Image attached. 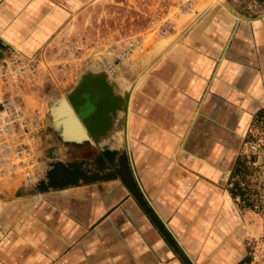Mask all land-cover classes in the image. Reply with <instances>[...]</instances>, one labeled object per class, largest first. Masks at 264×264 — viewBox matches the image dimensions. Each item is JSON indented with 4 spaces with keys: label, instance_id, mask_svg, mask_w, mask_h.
<instances>
[{
    "label": "rangeland",
    "instance_id": "obj_1",
    "mask_svg": "<svg viewBox=\"0 0 264 264\" xmlns=\"http://www.w3.org/2000/svg\"><path fill=\"white\" fill-rule=\"evenodd\" d=\"M207 1L212 11H198ZM204 15L219 19L211 27L215 52L222 51V38L226 36L227 41L232 34V39L240 36L242 48L256 54H207L212 46L208 28L195 25ZM65 18L32 54L9 53L0 58V99L11 98L22 105L23 123L15 128L23 136L22 145L44 147L54 142L58 148L60 138L51 128L54 106L69 97L79 104L77 89L82 80L90 78L98 81V100L106 105L107 100H115L106 110L117 119L109 123L111 115L106 116L96 126L99 136L84 139L91 144L85 157L106 146L139 150L145 144L143 134H132L125 124L129 92L128 121L137 96L140 116V101L155 96L143 89L146 75L175 49L183 35H199L185 49L191 61L181 62L177 56L171 66L175 71L181 67L203 70V90L192 100L195 105L189 116H180V106L169 107L175 117L176 147L164 149L169 164H176L181 183L176 205L186 248L183 253L191 264H264V209H240L227 190L233 161L240 154H253L257 156L254 165H261L258 192L264 202V127L251 128L256 112L264 108V0H85L76 3ZM223 21L225 26L220 25ZM221 56L227 63L224 72L232 70L234 76L215 78L214 92L204 94ZM201 99L206 108L196 110ZM60 111L64 113L65 108ZM196 112L197 119L191 120ZM249 131L258 135L257 142L245 141ZM7 141L14 146L18 139ZM90 160L85 162L93 167ZM167 204L174 210L173 203Z\"/></svg>",
    "mask_w": 264,
    "mask_h": 264
},
{
    "label": "crops",
    "instance_id": "obj_2",
    "mask_svg": "<svg viewBox=\"0 0 264 264\" xmlns=\"http://www.w3.org/2000/svg\"><path fill=\"white\" fill-rule=\"evenodd\" d=\"M82 2L85 0H0V58L9 53L35 52L64 23L67 12ZM211 5L207 1L198 11L211 12ZM217 20L204 15L195 24L208 28L212 46L207 54L254 52L242 48L240 36L232 39V34L227 41L226 36H220L224 47L221 53L215 52L211 27L216 26ZM220 25L225 26V21ZM254 27L257 32V26ZM239 28L240 33L242 27ZM200 37L183 35L175 49L146 75L143 89L155 96L140 101L141 116L136 113V101L140 99L137 96L128 121L132 134L137 131L143 134L142 148L132 151L127 148L126 152L108 146L109 150L126 156L130 176L126 182L116 175L40 192L36 186L45 179L54 162L89 161L84 152L71 147V143L55 148L53 142L44 147H30V161L24 163L13 162L14 154L0 148V264H183L186 248L176 205L181 183L176 164H169L164 149L176 147L177 135L172 126L175 117L169 107L180 106L183 109L180 116H189L192 100L203 90L205 74L198 67L194 71L181 67L178 72L171 64L177 56L186 63L190 54H185V49ZM226 64L221 56L204 94L214 92L215 78L222 80L220 76L224 74L234 76L232 70L224 72ZM202 99L196 110L206 108ZM198 114L193 113L191 120L195 121ZM19 135L15 133V140H22ZM167 203H173L174 210H169Z\"/></svg>",
    "mask_w": 264,
    "mask_h": 264
},
{
    "label": "trees",
    "instance_id": "obj_3",
    "mask_svg": "<svg viewBox=\"0 0 264 264\" xmlns=\"http://www.w3.org/2000/svg\"><path fill=\"white\" fill-rule=\"evenodd\" d=\"M251 128L264 127V108L256 112V116L251 123ZM258 135H254L251 131L247 133L245 141L257 142ZM264 141V140H262ZM264 148V142L261 144ZM256 155L240 154L233 161L227 181V190L231 199L242 210L261 211L264 209V202L261 201L258 187L261 186L258 171L261 165H254ZM93 167L87 166L85 161L61 162L56 161L47 171L45 179L40 181L36 188L40 192L50 189H63L70 186H76L81 183H92L99 180L110 179L119 175L126 182L129 166L124 154L118 155L115 150L106 149L92 162ZM239 262L238 264H241ZM183 264H191L183 255Z\"/></svg>",
    "mask_w": 264,
    "mask_h": 264
},
{
    "label": "flooded vegetation",
    "instance_id": "obj_4",
    "mask_svg": "<svg viewBox=\"0 0 264 264\" xmlns=\"http://www.w3.org/2000/svg\"><path fill=\"white\" fill-rule=\"evenodd\" d=\"M105 91L108 92L106 89ZM85 95H86L85 93L82 95L84 97H81V101L79 102V104L72 103L70 100L66 98L70 102V104L73 106V108L75 109V112L77 113V115L79 116L82 122H83V118L86 117L88 118V122L92 124L93 127L95 126L98 127V125L100 126V124L103 122V119H106V116L109 117L111 115L108 118L109 123H111L112 119H115V120L117 119V117L115 118L114 116H112V114H110L109 111L106 110L111 106V104L115 102V100L112 101V100L106 99L107 100L106 102L108 104L106 105V103L103 104L102 100L97 99L93 101L92 99L88 98ZM62 99L63 98H61L57 102L52 112V127L51 128L55 130V133L52 132V134L54 135L56 134L55 136H59L60 144L66 146L69 143H71L72 144L71 147L77 150H81V152H87V150L90 149L89 145L91 144H85L86 141H84V138L81 135H75V134H72L66 131L65 128L62 127L63 126L62 123L59 120H56L54 118V114L58 112L59 110L63 109V106L61 103ZM118 105L120 104L118 103ZM114 124H117V123H114ZM99 134L100 133L97 131L95 134V137L99 136ZM106 149H109L108 146H106L105 148H100L98 151H96L95 154L93 153L92 155H88L89 156L88 159H91L90 161H93L97 157L98 154H100L102 151Z\"/></svg>",
    "mask_w": 264,
    "mask_h": 264
},
{
    "label": "built area",
    "instance_id": "obj_5",
    "mask_svg": "<svg viewBox=\"0 0 264 264\" xmlns=\"http://www.w3.org/2000/svg\"><path fill=\"white\" fill-rule=\"evenodd\" d=\"M0 115V148L5 149L6 153L14 154L12 155V161L15 160L13 162H29L31 149L23 146L22 142L16 141L13 135L16 133V126L23 123L22 105L11 98L0 99ZM7 139H14L17 143L11 146ZM27 159L29 161H26Z\"/></svg>",
    "mask_w": 264,
    "mask_h": 264
},
{
    "label": "bare ground",
    "instance_id": "obj_6",
    "mask_svg": "<svg viewBox=\"0 0 264 264\" xmlns=\"http://www.w3.org/2000/svg\"><path fill=\"white\" fill-rule=\"evenodd\" d=\"M232 14V13H231ZM132 96L129 92L128 99H127V114L125 124L127 126L128 123V116L130 115V103H131ZM62 106L65 108V112H61L60 110L54 114V118L59 120L62 123V127L65 128L66 131L69 133L80 135L86 133L88 135L87 129L84 123L81 121L75 109L70 104V102L66 99H62Z\"/></svg>",
    "mask_w": 264,
    "mask_h": 264
},
{
    "label": "water",
    "instance_id": "obj_7",
    "mask_svg": "<svg viewBox=\"0 0 264 264\" xmlns=\"http://www.w3.org/2000/svg\"><path fill=\"white\" fill-rule=\"evenodd\" d=\"M96 78V77H95ZM99 84L98 81L95 79H84L81 81V84L79 86V88L77 89L78 92V97H84L82 96L84 93L86 94L85 96H87L88 98L92 99L93 101H95L97 99V91L99 90ZM76 94V95H77ZM75 98V97H74ZM72 103H74L73 98H68ZM83 123L87 129L88 135H86V133L80 134L84 139L91 141V140H95V134H96V129L97 127H93L92 124H90L88 122L87 119L83 118Z\"/></svg>",
    "mask_w": 264,
    "mask_h": 264
}]
</instances>
